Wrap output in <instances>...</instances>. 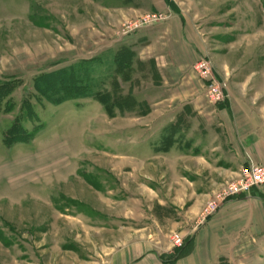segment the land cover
<instances>
[{
    "label": "rangeland",
    "instance_id": "rangeland-1",
    "mask_svg": "<svg viewBox=\"0 0 264 264\" xmlns=\"http://www.w3.org/2000/svg\"><path fill=\"white\" fill-rule=\"evenodd\" d=\"M252 121L264 0H0V264H111L142 241L176 264ZM202 249L207 264H264V241Z\"/></svg>",
    "mask_w": 264,
    "mask_h": 264
},
{
    "label": "crops",
    "instance_id": "crops-1",
    "mask_svg": "<svg viewBox=\"0 0 264 264\" xmlns=\"http://www.w3.org/2000/svg\"><path fill=\"white\" fill-rule=\"evenodd\" d=\"M234 138V146L243 165L254 162L264 166V123L252 121L246 127L239 126ZM206 223L194 239L195 247L191 254L176 264H207L202 253V240H208L209 236L217 244L228 240L263 242L264 187L254 188L247 195L227 201ZM208 229L210 233L206 234ZM110 259L111 264H160L155 245L145 241L129 244L123 252Z\"/></svg>",
    "mask_w": 264,
    "mask_h": 264
},
{
    "label": "built area",
    "instance_id": "built-area-1",
    "mask_svg": "<svg viewBox=\"0 0 264 264\" xmlns=\"http://www.w3.org/2000/svg\"><path fill=\"white\" fill-rule=\"evenodd\" d=\"M157 17L158 16L155 14H147L139 19L138 22L132 24L129 31L153 23V21L155 22L158 19ZM197 70L208 85L209 97L211 100L214 102L223 100L225 97L226 85L225 83L213 79L207 61L200 60L197 64ZM235 177L234 180L228 181L223 188L216 192L209 200L205 208V217L203 221L216 214L227 201L242 195H247L254 188H263L264 166L254 162L247 163L239 168ZM172 240L178 247L182 245L183 240L179 234L173 235Z\"/></svg>",
    "mask_w": 264,
    "mask_h": 264
},
{
    "label": "trees",
    "instance_id": "trees-1",
    "mask_svg": "<svg viewBox=\"0 0 264 264\" xmlns=\"http://www.w3.org/2000/svg\"><path fill=\"white\" fill-rule=\"evenodd\" d=\"M178 255H176V257H177ZM171 257H174V256H171Z\"/></svg>",
    "mask_w": 264,
    "mask_h": 264
}]
</instances>
